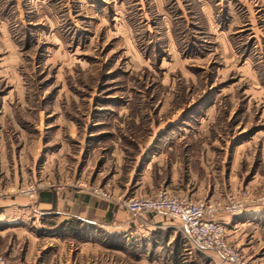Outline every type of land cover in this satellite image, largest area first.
<instances>
[{"label":"rangeland","instance_id":"1","mask_svg":"<svg viewBox=\"0 0 264 264\" xmlns=\"http://www.w3.org/2000/svg\"><path fill=\"white\" fill-rule=\"evenodd\" d=\"M159 189L264 197V0H0V257L220 264L174 222L111 231L118 211L144 224L121 202ZM43 191L95 205L36 214ZM251 207L226 236L264 264V202Z\"/></svg>","mask_w":264,"mask_h":264},{"label":"built area","instance_id":"2","mask_svg":"<svg viewBox=\"0 0 264 264\" xmlns=\"http://www.w3.org/2000/svg\"><path fill=\"white\" fill-rule=\"evenodd\" d=\"M25 197L33 198L36 189L29 184L21 190ZM264 197L252 196L248 191L226 193L221 199L191 201L179 198L164 189L153 197L135 196L123 200L121 205L134 217L147 212L162 213L178 222V230L189 249L203 253L212 251L219 257L220 264H251L231 244L226 236V226L217 219L219 215L235 216L247 207L259 206ZM0 264H7L0 257Z\"/></svg>","mask_w":264,"mask_h":264},{"label":"crops","instance_id":"3","mask_svg":"<svg viewBox=\"0 0 264 264\" xmlns=\"http://www.w3.org/2000/svg\"><path fill=\"white\" fill-rule=\"evenodd\" d=\"M64 202L66 203L67 209H69L73 204L76 205L78 208L75 212V215L77 213V217H79L81 219H83L85 217V215L88 211L87 209H91L90 207H93L95 205V202L91 201V199L89 197H84V199L80 202V196H75L73 194H71L70 196H67V197L65 196L60 201H55L54 196L52 194H49L48 192L43 191V192H40L38 194V198H37L38 204H37V206H35L36 211L34 213H36V214L41 213L42 214L41 211H43V210L47 211V210L53 208V206H55L56 209H59V207H61ZM78 202H80V203H78ZM80 204H82V207L80 206ZM256 209H257V207H249L244 211V213H246L248 211H257ZM9 210H11V208H9ZM98 213L99 212L96 211V214H98ZM2 215H4V214H2ZM107 215L110 216V214H107ZM8 217H10V216H8ZM63 217L68 218V215L65 214ZM236 217L237 216L219 215V216H217V219L219 221H222L224 224H226L228 226L230 221L235 220ZM143 218L145 220V223L138 225L136 223V221L133 220V218H131V216L127 212H121L120 213V211H118L117 216H116V221L112 225V230L111 229L110 230L121 232V231H126L127 229H131L130 233L132 235L139 236L140 233L146 235V234L152 232L154 224H161L162 228L165 227L164 225L166 222H174L178 225V222L176 220L171 219L170 217H168L167 215L162 214V213L147 212L143 215ZM105 220H107V219H105ZM92 221H94V219H92ZM105 222H107V221H105ZM229 231H231V230H229Z\"/></svg>","mask_w":264,"mask_h":264},{"label":"trees","instance_id":"4","mask_svg":"<svg viewBox=\"0 0 264 264\" xmlns=\"http://www.w3.org/2000/svg\"><path fill=\"white\" fill-rule=\"evenodd\" d=\"M41 199V198H40Z\"/></svg>","mask_w":264,"mask_h":264}]
</instances>
